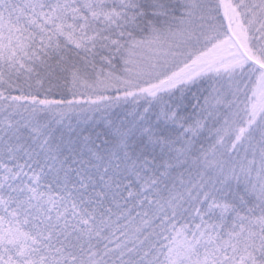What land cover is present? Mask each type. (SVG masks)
Wrapping results in <instances>:
<instances>
[{"label": "snow or ice", "instance_id": "6c2138e0", "mask_svg": "<svg viewBox=\"0 0 264 264\" xmlns=\"http://www.w3.org/2000/svg\"><path fill=\"white\" fill-rule=\"evenodd\" d=\"M0 264H264V0H0Z\"/></svg>", "mask_w": 264, "mask_h": 264}]
</instances>
